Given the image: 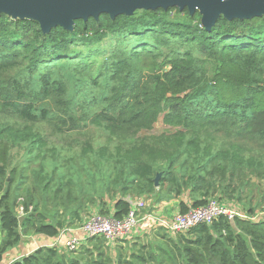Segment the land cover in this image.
<instances>
[{
	"label": "trees",
	"instance_id": "trees-1",
	"mask_svg": "<svg viewBox=\"0 0 264 264\" xmlns=\"http://www.w3.org/2000/svg\"><path fill=\"white\" fill-rule=\"evenodd\" d=\"M109 47L110 55L91 78L97 84L109 75L114 83L105 100L107 115L92 120L103 127L104 141L100 135L80 155L82 161L90 160L89 170L106 168L105 192L95 180L87 192L58 169L42 178L33 171L24 174L30 170L27 164L23 170L11 168L18 146H29L27 153L38 159L57 154L50 153L48 138L38 130L53 119V104L76 129L66 99L69 85L62 78L52 80L51 69L75 61L89 64L109 53ZM161 117L169 132L142 135ZM59 120L57 129L68 124ZM251 177L264 180V18L222 17L208 30L199 12L141 10L115 20L102 14L98 20L76 21L74 31L57 27L44 34L37 22L0 15V262L28 232L55 239L78 222L60 217L51 221L37 206L27 215L28 206L35 205L34 194L43 192L60 207L72 202L96 205L100 215L122 220L132 208L129 197L164 191L169 196L159 201L179 200L182 213L204 206L217 194L216 199L236 205ZM15 192L18 200L32 198L21 206L22 224ZM186 193L189 205L183 200ZM76 252L42 247L12 264H110L105 253ZM136 259L140 264H264V219L220 217L179 235L148 259Z\"/></svg>",
	"mask_w": 264,
	"mask_h": 264
},
{
	"label": "rangeland",
	"instance_id": "rangeland-1",
	"mask_svg": "<svg viewBox=\"0 0 264 264\" xmlns=\"http://www.w3.org/2000/svg\"><path fill=\"white\" fill-rule=\"evenodd\" d=\"M108 43H112V41H108ZM111 49L112 47L105 49L109 53L98 59H93L91 61L92 63L89 62V64H85L84 62L77 63L76 61L74 63H60L56 65L55 68L51 69L50 77L52 80L62 78L69 85V93L66 99L70 103V110L76 117V129H72V123L60 107L53 104L51 109L52 113L50 115L53 119L50 123L38 125V130L43 131L48 138L50 143L46 147L51 149L50 153L55 152L56 150L57 154L49 159H44L43 157L38 159L36 155H29L27 153L26 150L29 146H18L12 151L13 161L11 168L19 166L20 170H23L24 164H27L25 166L30 170H23L24 174L30 175L31 171H33L36 175H39L42 178H44L47 173L52 172L53 169H58L60 174L62 172V174H67L69 181L75 182L78 185L83 184L87 192L92 189L90 184L93 180L98 181V188H102L103 192H105V186L107 183L106 179L108 178L106 168L102 167L99 170L91 171L89 170L91 168L89 165L90 160L87 159L86 161H82L80 155L86 150V145L92 143V140L95 138L98 140L100 135H102V140L104 141L103 127L94 126L92 120L97 115H107L109 107L105 100L110 96L114 83L109 75L101 77L97 84L91 83V78L97 76L99 65L110 55ZM22 76H26V73L23 72ZM38 85L37 76L34 79V88L38 89ZM59 119L68 122V124L66 125L63 123L61 129H57L55 126L60 123ZM100 122L102 123L103 120H100ZM169 130L170 129L164 125L161 117L151 131L143 132L142 135L158 136L165 132H169ZM89 147L93 150L99 148V146ZM58 153H61L60 156L62 159L67 157V163H62L59 160ZM76 160L81 161L77 162ZM18 182L19 181L17 180L15 185L18 184ZM42 186L43 185H40V190H42ZM97 186L95 187L96 189ZM239 193L241 200L239 201L236 199L234 202L239 207V210L247 215L252 211L253 215H258L260 219L264 218V180L251 177V179L245 183V186L241 188ZM98 194H100V192H98ZM164 196L168 198L169 195L167 191L161 193L157 192L155 195L148 197L153 202ZM219 196L221 195H215L216 198ZM34 198L35 205L28 206L29 211L27 215L33 213L37 206V212L44 214L51 221L56 220L57 217L66 219V222H69L70 220L74 221L75 219L80 225L91 216L100 215L97 212L98 207L96 205L91 204L86 207L84 203L72 202L71 204H66L64 207H60L58 202L53 199L47 201L43 192L34 194ZM133 199L136 200L135 198ZM183 199L189 202V204L191 203L188 193L183 196ZM20 200H22V202ZM31 200V197H21L18 200L17 193L15 192L14 201L17 203L16 211L21 209V206L25 201L30 202ZM237 200L239 202H237ZM112 205V201H109L110 209H112ZM179 207L180 204L178 203L177 208ZM188 233L189 232L167 233L161 231L151 236L120 241L118 245H111L106 240L96 239L83 245L74 255L80 256L86 252H90L91 254L94 253L96 255L99 252H102L110 258V264H140L136 259L137 256H142L148 259L151 254L158 253L160 247H166L169 242L173 240L177 241L179 235H188ZM160 234H162L163 237H161ZM26 236L34 237L36 234L30 231ZM1 238L2 235L0 231V240ZM27 241H30V239L28 238ZM66 253L73 255L69 251ZM149 264L158 263L155 262Z\"/></svg>",
	"mask_w": 264,
	"mask_h": 264
},
{
	"label": "water",
	"instance_id": "water-1",
	"mask_svg": "<svg viewBox=\"0 0 264 264\" xmlns=\"http://www.w3.org/2000/svg\"><path fill=\"white\" fill-rule=\"evenodd\" d=\"M178 8L194 15L199 12L203 26L210 30L223 17L227 20L264 18V0H0V15L14 20L37 22L44 34L62 27L74 31L75 22L98 20L109 14L113 20L119 16H133L137 11H157ZM161 174L155 179L159 186ZM20 224L24 217L19 218Z\"/></svg>",
	"mask_w": 264,
	"mask_h": 264
},
{
	"label": "built area",
	"instance_id": "built-area-1",
	"mask_svg": "<svg viewBox=\"0 0 264 264\" xmlns=\"http://www.w3.org/2000/svg\"><path fill=\"white\" fill-rule=\"evenodd\" d=\"M130 204L132 205L131 210L122 220H117L113 216L104 217L100 215H94L85 220L80 227L83 236L74 235L73 228L66 226L60 231L50 248H57L64 252H75L87 244L89 240L99 238L108 241L111 245H118L120 241L130 240L143 221H154L168 233H186L200 225L210 226L220 217H226L229 221H234L237 217L253 221L260 220L258 215L244 214L237 205L216 198L209 199L204 206L191 207L187 212L171 217H162L154 212H147L141 216L139 212L144 206L143 201H132ZM18 212L21 217L24 216L23 208L19 209Z\"/></svg>",
	"mask_w": 264,
	"mask_h": 264
},
{
	"label": "crops",
	"instance_id": "crops-1",
	"mask_svg": "<svg viewBox=\"0 0 264 264\" xmlns=\"http://www.w3.org/2000/svg\"><path fill=\"white\" fill-rule=\"evenodd\" d=\"M132 199V200H131ZM136 200H134L133 198L129 197L128 201L129 202H137V201H143L144 206L143 208L141 207V210L139 212V214L141 216H143L144 214H146L147 212H154L157 215H160L162 217H171L174 215H177L179 213H181V208H177V204H180L179 200H157V201H153L148 197V196H144L143 197H138L135 198ZM184 200V199H183ZM179 201V202H177ZM188 205L189 202H187L186 200H184ZM152 202V204H151ZM152 205V206H151ZM1 226V225H0ZM78 226V227H77ZM81 225L78 222H73L71 228H73L74 230V235L76 236H83V232L80 229ZM1 231V229H0ZM161 231H165L163 227L159 226L156 222L154 221H143L140 223L139 227L135 230V232L133 233V236L131 237L130 240L134 239V238H141V237H145V236H151L155 233H159ZM168 233V232H167ZM2 235V233H1ZM161 237H163L162 234H160ZM3 237V235H2ZM28 238L30 239V241H27ZM2 240V238H1ZM0 240V243H1ZM55 239H51V238H47L43 235H36L34 237H24L22 242L15 247L14 249L10 250L9 252H7L4 256H3V260L0 262V264H12L14 261L21 259L22 257L29 255L31 253H33V250H37L39 248L42 247H50ZM89 242V241H88Z\"/></svg>",
	"mask_w": 264,
	"mask_h": 264
}]
</instances>
